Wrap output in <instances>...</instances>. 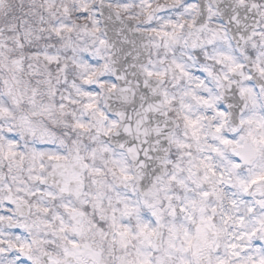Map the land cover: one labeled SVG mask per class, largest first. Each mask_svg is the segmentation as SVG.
<instances>
[{
	"label": "snow or ice",
	"instance_id": "obj_1",
	"mask_svg": "<svg viewBox=\"0 0 264 264\" xmlns=\"http://www.w3.org/2000/svg\"><path fill=\"white\" fill-rule=\"evenodd\" d=\"M0 264H264V0H0Z\"/></svg>",
	"mask_w": 264,
	"mask_h": 264
}]
</instances>
